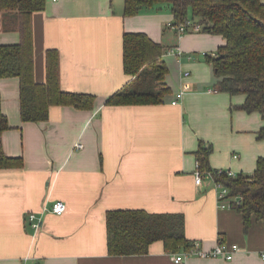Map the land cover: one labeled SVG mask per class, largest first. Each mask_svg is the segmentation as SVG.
<instances>
[{
	"label": "crops",
	"instance_id": "obj_1",
	"mask_svg": "<svg viewBox=\"0 0 264 264\" xmlns=\"http://www.w3.org/2000/svg\"><path fill=\"white\" fill-rule=\"evenodd\" d=\"M125 2L47 0L33 14L35 79L46 81L47 50L57 48L62 88L95 93L93 108L54 105L50 119L23 121L19 77L0 76L11 125L2 133L4 149L24 157L21 167L0 168V264H264L263 221L254 216L246 231L236 207L219 205L214 177L200 184L195 179L202 145L212 146V167L236 173L252 174L264 155L258 137L264 116L234 107L246 94L219 90L206 59L224 36L178 34L168 26L174 22L168 5L126 15ZM3 23L0 11V44L19 42V30H5ZM125 31L181 46L180 55L164 54L171 92L163 102L107 103L132 78L124 68ZM180 91L183 96L172 103ZM58 199L67 205L62 214L51 210ZM115 209L183 212L187 236L203 248L225 241L241 251L231 260L194 255L176 262L158 240L146 254L113 255L106 216ZM31 212L42 218L39 228Z\"/></svg>",
	"mask_w": 264,
	"mask_h": 264
},
{
	"label": "trees",
	"instance_id": "obj_2",
	"mask_svg": "<svg viewBox=\"0 0 264 264\" xmlns=\"http://www.w3.org/2000/svg\"><path fill=\"white\" fill-rule=\"evenodd\" d=\"M47 0H0L5 30L17 29L20 41L0 44V76L20 79L21 118L23 121L50 119L54 105H70L91 109L96 94L64 90L60 78V51L47 50V79H35V48L33 14L45 9ZM168 5L174 22L192 18L202 24L201 31L221 34L225 43L216 54L207 53L213 64L219 90L232 94L244 93L243 103L234 105L248 112L259 111L264 116V0H126L125 14L135 15L143 8L160 9ZM124 68L132 78L107 99L108 104H152L165 100L171 87L166 82L169 66L164 54L170 48L153 39L145 31H125ZM2 108L0 92V168L21 167L22 155L6 153L2 133L10 128ZM264 139V126L258 131ZM212 146L202 145L197 160L203 171H212L215 179L229 188L231 206L243 215L244 229L252 225L253 217L264 223V155L258 157L252 174L224 171L217 173L209 155ZM107 246L113 255L146 254L151 245L161 240L165 250L176 253L193 247L195 240L186 233L183 212H150L145 209H115L107 212Z\"/></svg>",
	"mask_w": 264,
	"mask_h": 264
},
{
	"label": "built area",
	"instance_id": "obj_3",
	"mask_svg": "<svg viewBox=\"0 0 264 264\" xmlns=\"http://www.w3.org/2000/svg\"><path fill=\"white\" fill-rule=\"evenodd\" d=\"M168 26L175 29L178 34H184L190 31H201L202 29V24L192 18H186L182 23L170 22L168 23ZM182 52L183 50L180 45H175L167 50V53H174L179 55L182 54ZM182 96L183 91L178 92L172 99V103H178ZM77 146L81 147L83 146V144L78 143ZM235 156H237V154ZM224 171H227L231 175L236 174V171L231 168H218L217 173L220 174ZM206 176H213L215 179V174L212 171H203L200 168V162L197 160L195 170L196 182L200 184ZM215 184L218 188L219 205L221 207L231 206V201L228 197L229 188L216 179ZM66 208V202L62 199L54 201L51 206V210L57 214L64 213L66 211ZM45 209L48 210L47 207H45ZM29 217L33 221V226L39 228L42 218L38 216L36 212H31L29 214ZM239 251H241V246L238 243H228L225 241H220L215 247L206 249L201 246V243L199 241H195L193 247H191L190 249H185L174 253V259L176 262H182L186 258L196 255L200 257H223L225 259L231 260Z\"/></svg>",
	"mask_w": 264,
	"mask_h": 264
}]
</instances>
